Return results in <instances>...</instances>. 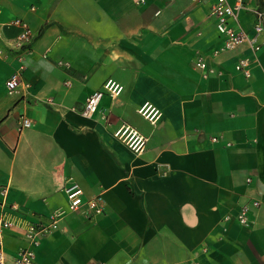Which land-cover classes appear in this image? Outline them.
Returning a JSON list of instances; mask_svg holds the SVG:
<instances>
[{"label":"crops","instance_id":"obj_1","mask_svg":"<svg viewBox=\"0 0 264 264\" xmlns=\"http://www.w3.org/2000/svg\"><path fill=\"white\" fill-rule=\"evenodd\" d=\"M213 1L0 0L6 205L33 219L67 207L66 176L85 199H105L103 214L67 212L37 264H264V37L257 51L224 49ZM243 1L238 24L253 33L264 0ZM16 18L32 29L21 46ZM245 57L250 75L236 68ZM110 78L122 93L85 115L88 95ZM146 101L161 110L157 124L138 112ZM123 123L149 137L142 153L116 137ZM2 237L12 264L25 231Z\"/></svg>","mask_w":264,"mask_h":264},{"label":"built area","instance_id":"obj_2","mask_svg":"<svg viewBox=\"0 0 264 264\" xmlns=\"http://www.w3.org/2000/svg\"><path fill=\"white\" fill-rule=\"evenodd\" d=\"M244 7L245 3L243 0H237L235 2H231L230 0H214L212 3L211 14L216 19L219 32L225 37L224 49H235L242 43H248L253 51H257L261 48L260 39L264 37V10L260 8L254 9V32L251 33L238 24L240 21V11ZM11 24L21 28L17 40L18 45L21 46L26 41L30 40L32 29L26 20L16 18L11 21ZM5 54L4 48L0 47V57ZM249 63V58H241L237 62L236 68L243 71L246 75H250V70L248 69ZM197 64L203 68L207 67V63L202 56L198 57ZM25 68V64L22 63L20 67L11 74L8 80L10 91H15L17 89L22 80V73ZM209 70L213 71L212 68H209ZM123 88V84L119 81L113 78L108 79L103 84L102 88L96 89L88 95L83 113L87 116L93 115L98 111L100 102L106 94L116 98L122 93ZM138 112L152 124H157L161 117V110L150 101L143 103L138 108ZM31 125L32 120L30 118L24 117L22 119V126L30 127ZM115 135L136 153H142L149 140L148 136L127 123H123L118 127L115 131ZM64 179L65 183L63 188L67 197V207L57 208L50 214L44 217H37V219L27 217V214L21 212L16 205L8 207L5 201L8 193V186L4 184L0 185V264H7V253L2 237L4 230L7 228L13 226L22 227L28 241V244L19 250L12 264H37L36 250L42 238L60 226L61 220L67 212L79 210L83 206H86L90 215H100L105 212V199L101 194L85 199L84 189L79 181L70 176H66ZM251 202L252 205L255 206L261 204L259 199H253ZM250 209V203L241 206L238 213V218L241 222L247 223Z\"/></svg>","mask_w":264,"mask_h":264}]
</instances>
